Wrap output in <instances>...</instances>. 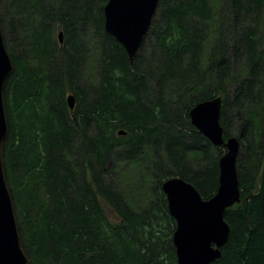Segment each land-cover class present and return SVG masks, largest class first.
I'll use <instances>...</instances> for the list:
<instances>
[{"label":"trees","instance_id":"trees-1","mask_svg":"<svg viewBox=\"0 0 264 264\" xmlns=\"http://www.w3.org/2000/svg\"><path fill=\"white\" fill-rule=\"evenodd\" d=\"M107 1L0 0L5 167L32 264H177L162 185L216 193L226 147L190 110L218 96L241 201L211 264H264V0H159L133 63Z\"/></svg>","mask_w":264,"mask_h":264},{"label":"water","instance_id":"water-1","mask_svg":"<svg viewBox=\"0 0 264 264\" xmlns=\"http://www.w3.org/2000/svg\"><path fill=\"white\" fill-rule=\"evenodd\" d=\"M159 0H108L104 6L105 29L123 44L133 63L144 35L148 32ZM60 41L63 32L59 33ZM14 72L0 27V264H32L22 244L19 219L8 181L4 144L9 135L4 90ZM70 108L76 99L68 95ZM222 97L198 102L190 110L191 122L215 146L224 145L226 152L219 161L220 176L216 193L204 198L190 181L176 176L163 182L170 214L176 219L173 234L177 264H211L221 257L231 227L225 219L226 209L241 201L237 170L240 150L235 135L224 138L220 122ZM120 134L125 131L120 130Z\"/></svg>","mask_w":264,"mask_h":264}]
</instances>
